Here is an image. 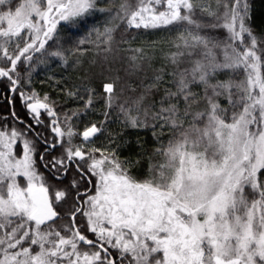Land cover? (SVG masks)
I'll return each instance as SVG.
<instances>
[{"label":"snow or ice","instance_id":"6c2138e0","mask_svg":"<svg viewBox=\"0 0 264 264\" xmlns=\"http://www.w3.org/2000/svg\"><path fill=\"white\" fill-rule=\"evenodd\" d=\"M148 3L130 13L128 27L176 26L181 32L176 51L165 57L171 71L161 68L148 86L163 92L148 106L159 105L154 136L157 127L174 136L156 150L165 164L134 173L138 160H120L123 145L114 138L115 148L94 147L92 138L106 129L85 128L87 151L73 145L70 119L79 113L65 112L62 130L47 96L24 94L13 79L18 63L31 71V53L45 50L54 35L49 49L60 45L58 25L71 31L103 11L97 0H0V37L9 44L2 49L0 78L33 121L26 124L14 108L11 120L0 117V264H264V31L254 33L250 0H215V9L208 0ZM111 31L105 29L109 39ZM45 55L67 63L62 46ZM222 73L228 78L219 79ZM101 87L111 109L114 85ZM143 99L120 106L126 127H147L132 115L146 114ZM14 122L24 128L8 130ZM41 127L63 143L44 136Z\"/></svg>","mask_w":264,"mask_h":264},{"label":"trees","instance_id":"16d2710c","mask_svg":"<svg viewBox=\"0 0 264 264\" xmlns=\"http://www.w3.org/2000/svg\"><path fill=\"white\" fill-rule=\"evenodd\" d=\"M17 2L23 3L24 0H13L14 4ZM208 2L215 9V0H208ZM250 2L252 22L255 25L254 33L260 34L264 31V0H250ZM144 6H149L148 0H97V7L103 11L93 12L91 17L81 21V27L71 31L68 26L58 25L60 45L49 49V45H53L56 39L54 35L53 41L48 42L45 50L31 53L33 57L29 62L31 71H26L25 67L18 63L19 78L13 76V79H16L15 87L18 91L28 96L36 95L41 100L45 95L47 96V102L58 114L57 126L62 130L66 127L63 123L64 113H69L70 117L73 111L79 113L78 117L70 119L73 125L72 131L76 133L72 140L73 145H83L87 151V143L82 139L85 128L96 124L97 127L106 129L105 133L97 134V137L92 138L95 140L94 147L102 150L105 147L115 148L116 145L110 143V137L114 138L123 145L118 151L120 160L123 161L129 157L138 160V167L132 170L134 173H147L150 167L155 170L156 166L166 163V157L159 155L156 150L161 145L166 146L173 138L174 132L170 128L161 132L157 127L154 136L152 126L158 122L153 121L152 115L159 105L155 104L151 109L148 106L158 101L163 92L162 88L160 91L155 88L149 90L148 86L153 83L154 77L159 74L161 68L165 73L171 71V66L165 57L176 51L173 42L177 41L181 35L176 26L158 29L128 27L127 20L130 18V13ZM106 28L112 30L110 39L105 32ZM217 32L221 37L225 35L223 29H218ZM81 39L85 40L84 44H79ZM6 46H9L8 42L0 37V61L3 60L2 49ZM61 46L63 55L67 59L66 64L60 58L45 55L46 50H58ZM144 56L151 59H145ZM0 66H4L3 63H0ZM261 75L264 76V66L261 67ZM218 78L224 80L228 77L222 73ZM235 78L233 76V79ZM168 79L169 77L165 75V80ZM239 79H244V76L241 75ZM107 83L114 85L111 109L105 108L108 94L101 87L102 84ZM10 87L12 86L6 79L0 78V92L3 94L0 96V117L11 120L10 113L14 108L18 117L23 118L26 124H32L33 121L28 119L21 100L14 93H9ZM89 88L93 90L92 93L86 91ZM90 95L92 105L86 107ZM140 97H144L140 108L142 111L147 109V112L143 115L133 112L132 115L139 116L147 127H126L125 115L120 111V106L131 107ZM219 102L221 107L229 108L223 97ZM106 111L107 119L104 116ZM40 118L44 120L45 125L48 124L43 110H41ZM13 127L24 128L18 122L7 125L8 130H12ZM3 128H5L4 121L0 119V129ZM38 131L61 144L65 139L55 137L48 127H41ZM25 133L28 138L36 139L32 132L25 129ZM39 147L42 149L44 145ZM56 151L58 153L60 149ZM14 152L17 157L22 155L17 149H14ZM38 171L43 173L50 183H55L44 168L41 167ZM21 185L26 186L23 178H21ZM49 194L51 195V190Z\"/></svg>","mask_w":264,"mask_h":264},{"label":"flooded vegetation","instance_id":"af4514ba","mask_svg":"<svg viewBox=\"0 0 264 264\" xmlns=\"http://www.w3.org/2000/svg\"><path fill=\"white\" fill-rule=\"evenodd\" d=\"M3 94H1V92H0V96H2Z\"/></svg>","mask_w":264,"mask_h":264}]
</instances>
